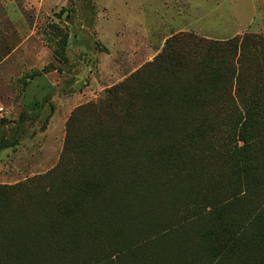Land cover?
<instances>
[{
    "label": "trees",
    "instance_id": "obj_1",
    "mask_svg": "<svg viewBox=\"0 0 264 264\" xmlns=\"http://www.w3.org/2000/svg\"><path fill=\"white\" fill-rule=\"evenodd\" d=\"M154 65L192 74L190 95L176 99L180 109L167 113L160 102L153 111L138 75L96 105L79 108L74 116L96 122L92 141L108 145V155L93 152L90 174L74 179L70 195L56 203L59 216L44 237L33 238L27 251L1 254L0 264H65L71 255L79 258L74 264H130L133 255L140 258L143 242L170 247L178 216L180 223L188 217L202 224L199 246L217 264H264V255H251L264 252V206L252 199L254 187L264 185V38L173 36ZM27 120L20 115L10 128L13 141L2 140L0 148L18 143ZM163 174L187 189L173 198L179 205L172 214L171 198L156 188ZM215 187H223L216 196ZM132 207L136 216L128 213ZM117 231L133 242H113ZM94 241V248L101 243L106 250L103 260L87 253Z\"/></svg>",
    "mask_w": 264,
    "mask_h": 264
},
{
    "label": "rangeland",
    "instance_id": "obj_2",
    "mask_svg": "<svg viewBox=\"0 0 264 264\" xmlns=\"http://www.w3.org/2000/svg\"><path fill=\"white\" fill-rule=\"evenodd\" d=\"M251 34L264 38V0H0V145L13 141L10 128L21 114L28 118L18 143L0 148V256L27 251L33 238H43L59 216L56 203L70 195L74 179L90 174L93 152L108 155V145L92 141L96 122L74 116L79 108L96 105L108 90L138 75L150 108L163 102L172 114L181 107L175 106L178 96L190 95L192 74L150 66L168 40L194 35L227 41ZM159 177L156 188L171 198L172 214L179 205L173 198L187 189L177 177ZM254 188L258 196L252 199L263 208L264 185ZM128 213L138 212L132 207ZM188 219L173 223L170 247L143 242L140 258L133 255L130 264H217L199 246L202 224ZM112 240L133 242L124 231ZM95 243L87 253L103 260L106 250ZM69 260L65 264L79 258Z\"/></svg>",
    "mask_w": 264,
    "mask_h": 264
}]
</instances>
